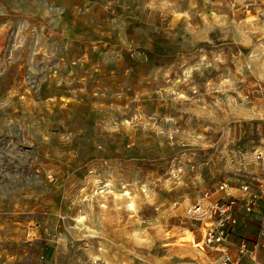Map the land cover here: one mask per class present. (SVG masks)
<instances>
[{
    "label": "rangeland",
    "instance_id": "374dc122",
    "mask_svg": "<svg viewBox=\"0 0 264 264\" xmlns=\"http://www.w3.org/2000/svg\"><path fill=\"white\" fill-rule=\"evenodd\" d=\"M226 1L0 0V264H250L240 244L258 208L235 207L218 245L185 212L205 190L237 200L217 191L226 171L200 181L201 160L251 156L264 138L240 121L228 153L192 149L190 128L214 141L222 116L264 94L251 76L225 84L255 53L236 41L255 0ZM203 70L213 79L193 89Z\"/></svg>",
    "mask_w": 264,
    "mask_h": 264
},
{
    "label": "crops",
    "instance_id": "0c3cea01",
    "mask_svg": "<svg viewBox=\"0 0 264 264\" xmlns=\"http://www.w3.org/2000/svg\"><path fill=\"white\" fill-rule=\"evenodd\" d=\"M246 0H234L235 4L238 7L243 6ZM209 4L217 3L221 5L222 3H227L226 0H209ZM240 13L243 14V21L240 25H244L246 28V32L244 31V35L241 38L236 39V41L243 46L250 45L252 43V39L254 38V42L251 44L255 46V52L249 61L239 62L237 57L234 64V73L230 71L225 73L227 75L226 83L235 82L236 80H240L245 76H251L255 79L264 80V0H255V2L251 5L250 9L243 11L238 10ZM235 15V11L231 9V13L228 15L227 19L229 20L230 17ZM252 28V30H251ZM258 31L257 34L253 33L252 31ZM148 55L150 58L153 56L160 57L162 56L165 58L167 56V50L154 45L153 48L148 49ZM240 52V50H239ZM236 55V54H235ZM170 57V56H168ZM162 59V58H161ZM147 61V60H146ZM223 62V61H222ZM221 62V63H222ZM156 63V62H155ZM158 63V62H157ZM224 63V62H223ZM161 64V63H159ZM142 65V64H141ZM226 70V69H225ZM212 72H208L207 70H203L200 72L196 79H192L191 77L189 80L191 81V86L193 89H197L198 87H204L205 85L209 84L210 81L213 79ZM180 79V78H179ZM181 80V79H180ZM257 97L251 100V104L247 107H236L232 113L233 114H226L225 117L219 120L221 121L220 128H217L215 131L218 133L217 137L213 139V127L204 125L201 129L197 128H190L188 133L191 134V138L195 141V145L192 147L197 149H205V148H212L215 152L219 149V153L222 155L227 152V146L232 143L231 136L233 138L237 136V143L241 138V129H240V121H252L249 123L251 126L254 125H261L262 129L264 128V94L258 93ZM240 94H237V96ZM232 96V95H228ZM226 98V96H225ZM237 98V97H236ZM236 98L233 96V101H236ZM239 98H237L238 100ZM220 103V102H219ZM218 103V104H219ZM216 104V105H218ZM236 105V104H235ZM220 108V104L218 105ZM206 109L203 107L201 110L202 114ZM214 119H216L214 117ZM209 123V121H205V123ZM234 122V123H232ZM235 122H238L236 124ZM238 127V128H237ZM258 129V127H256ZM178 131V129H176ZM208 132V133H207ZM245 132V131H244ZM199 143V144H198ZM196 155H193V158ZM242 156V159L240 157ZM226 164H222L221 160H216L217 157L214 154L208 156L207 159L201 160L198 163L201 167L200 171V181L202 177L206 180H211L214 177L215 173H219L220 170L226 171V174L223 177V183L226 184V187L222 190H217L218 192H223L224 195L233 194L236 195L237 200L247 199L248 192H243L240 188L241 184L238 188H236L237 181L239 180L238 176L247 177L249 178L248 182L251 186V190L255 192L259 196L258 200V213H259V223L255 222L258 225V229L253 235V239L256 238L258 233H261V252L264 256V228L261 229L260 227V220H261V211L263 209V196H264V138L259 141L258 145H255L254 154L251 156H244L236 151H233L231 155L227 154V157H224ZM197 165V166H198ZM203 170L206 171V174L202 176ZM221 182V181H220ZM230 185V186H228ZM257 210V208L255 209ZM252 220V218H250ZM248 235H250L247 232ZM251 236V235H250ZM249 236V237H250ZM246 256L247 254H243Z\"/></svg>",
    "mask_w": 264,
    "mask_h": 264
},
{
    "label": "built area",
    "instance_id": "2783aa9c",
    "mask_svg": "<svg viewBox=\"0 0 264 264\" xmlns=\"http://www.w3.org/2000/svg\"><path fill=\"white\" fill-rule=\"evenodd\" d=\"M225 187V183H220L218 189L222 190ZM240 188L243 192H248V198L242 199L239 204H237V200L231 197L215 200L211 197V192L205 190L197 202L186 208V215L202 225L204 229L203 241L205 244L218 245L227 240L237 222L236 218L232 215V210H234L235 207L238 206L240 209L245 208L247 212H251L253 209L258 208L259 196L250 189L249 184L243 183ZM260 227L261 229L264 228V196ZM260 242L261 233H258L252 242L250 250L245 249L244 242L240 244V253L242 256L243 254L248 255L250 264H262L257 258ZM221 264H242V260L240 257L232 260L226 255L221 260Z\"/></svg>",
    "mask_w": 264,
    "mask_h": 264
}]
</instances>
